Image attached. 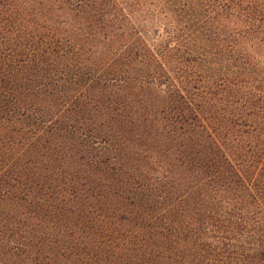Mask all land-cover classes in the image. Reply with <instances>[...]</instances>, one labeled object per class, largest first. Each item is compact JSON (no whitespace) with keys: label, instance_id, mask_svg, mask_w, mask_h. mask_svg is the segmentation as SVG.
Wrapping results in <instances>:
<instances>
[{"label":"trees","instance_id":"1","mask_svg":"<svg viewBox=\"0 0 264 264\" xmlns=\"http://www.w3.org/2000/svg\"><path fill=\"white\" fill-rule=\"evenodd\" d=\"M0 264H264V0H0Z\"/></svg>","mask_w":264,"mask_h":264}]
</instances>
